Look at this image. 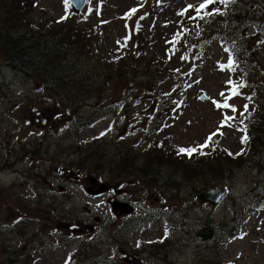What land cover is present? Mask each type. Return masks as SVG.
<instances>
[{"label":"rangeland","instance_id":"obj_1","mask_svg":"<svg viewBox=\"0 0 264 264\" xmlns=\"http://www.w3.org/2000/svg\"><path fill=\"white\" fill-rule=\"evenodd\" d=\"M202 2L87 0L83 12L75 15L65 0H28V4L35 6L30 21L51 20L70 30H95L88 43L98 48V59L115 60L120 48L131 53L141 49L148 58L163 63L171 74L151 92L140 88L139 83L112 85L108 96L103 95L113 99L112 102L92 104L102 111L88 108L91 114L97 112L96 123L75 128L34 80L17 79L0 63V84L6 83L0 100V264H14L11 255L3 252L18 250L17 255L25 257L18 264H121L120 254L126 252V233L121 232L126 225V214L114 216L110 203L120 200L126 204V178L110 171L112 158H107L104 170L92 169L93 159L77 168L79 147L88 142L97 141L109 150L116 141H126L127 146L134 143L139 147L137 155L153 157L154 169L161 168L162 173L176 177L177 182L193 186L194 162L190 164L188 160L193 155L208 157L212 140L218 149L231 153V157L241 152L246 154L251 144L247 139L242 143L246 137L243 116L255 106L256 95L250 81L242 84L233 72L228 73L224 68L228 62L224 46L244 44L250 56L248 66L260 75L264 84V25L260 31L253 27L237 29L215 18V26L220 28L212 37L195 40L192 31L179 38V19L194 13L196 5ZM132 9L137 11L129 16ZM247 9L257 10L255 6ZM205 21L202 19L201 23ZM131 88L135 91L124 99L123 94H128ZM233 89L239 95H232ZM165 95L170 97L166 105L175 110L163 118L165 127L161 131H151L153 108ZM224 103L236 111L222 107ZM107 108L110 110H103ZM206 142L207 147L198 148ZM153 147L156 149L151 150ZM179 148H198V151L189 156L178 154ZM254 149L256 146L252 145L248 154ZM257 150L253 169L239 170L228 184L215 187L227 192L217 208L203 205L195 198L205 189L196 193L192 189L195 196L190 195L192 201L188 203L179 201V205L186 207L185 216L180 221L182 224L176 225L180 229L171 240H159L164 235L163 216L154 215L145 220V235L140 237L137 232V242L138 239L146 244L158 241L155 246L173 243L176 251L167 260L162 250L143 245L148 248L146 264H264V207L238 209L241 200L253 189L264 194V144ZM96 179L95 188L91 181ZM109 182H113L118 193L91 196L86 192ZM128 189H134L133 185ZM233 197L238 203L230 205ZM106 199L109 202L105 203ZM164 200L152 192L146 205L149 210H156L165 204ZM167 202L170 207L171 202ZM207 217H210L209 226L205 225ZM64 225L77 230L76 234L84 233L85 237L78 240L69 230H64ZM208 229L213 235L205 231ZM198 232L210 233L211 237L203 240L197 237ZM115 235L120 239L113 240L116 247L110 251L105 244ZM80 241L94 242L95 247L76 258L74 253L79 252ZM131 242L135 243V238L127 244ZM152 254L160 255L162 262L153 261L156 258L150 257Z\"/></svg>","mask_w":264,"mask_h":264},{"label":"trees","instance_id":"obj_2","mask_svg":"<svg viewBox=\"0 0 264 264\" xmlns=\"http://www.w3.org/2000/svg\"><path fill=\"white\" fill-rule=\"evenodd\" d=\"M32 5L28 4V0H0L1 66L17 79L34 80L41 91L53 99L55 107L65 114L75 128H86L96 123L97 112L91 114L88 108L95 110V106L92 105L95 102L101 104L112 102L113 99L105 97L108 96L107 91L112 85L125 83L131 86L139 83L140 88L145 87L146 92H151L163 84L171 74L163 63L148 58L141 49L140 52L131 53L120 48L115 60L98 59V48L88 43L91 36L95 35V30L87 28L70 30L62 25H56L51 20L35 23V21L28 20L35 7ZM199 5H196L195 9ZM248 6H255L257 10L251 12L247 9ZM215 18L217 21L221 18L233 28L253 27L260 31L264 25V0H230L228 3L217 0L199 15L195 11L180 18L179 38L192 31L193 36L196 35L195 40L203 36L212 37L220 28L215 26ZM202 19L206 20L203 24ZM59 27L66 30L61 31ZM136 46L141 47L139 43ZM224 48L228 60L229 57L233 60L231 69L227 66L228 62L224 68L228 73L233 72L242 84L250 81L251 88L254 89L256 95L255 106L243 116L244 122H242L245 126L243 132L246 134L248 144L251 145L245 152L246 154L241 152L231 157L227 151L218 149L217 144H214L212 140L208 157L193 155L195 193L199 190L226 185L237 171L253 169L258 154L257 149L264 144V104L260 103L264 101L262 91L264 84L260 82V75L249 68L247 61L250 56L244 44L225 45ZM5 86V82L0 84V100L4 97ZM134 91V88H131L128 94L126 92L123 94V98L128 99ZM167 100H170L169 95L156 101L153 108L154 115L151 116L150 126H153L151 131H161L165 127L161 121L164 122L163 118L170 110L171 112L175 110L172 106L166 105ZM103 110H110V108ZM96 111L102 110L96 109ZM96 142L91 141L79 147L75 159L77 168L81 169L82 164L93 159L91 168L98 171L104 170L108 163L107 158H112L114 161L109 164L110 171H113L117 177L126 178V141H116L110 150L105 145ZM252 145H255L256 149L248 154ZM257 190V188L253 189L247 194L241 200L238 209L264 207V194L257 193ZM236 203L238 201L235 197L230 199V205ZM25 228L26 226L23 225L22 230ZM24 234L22 232L20 235ZM111 239L113 242L117 238L113 236ZM94 247V242L80 241L79 252L76 251L74 256L80 258L90 248V251H93ZM18 252L19 250L3 253L10 254L11 256H8L13 258V263L18 264L25 258L17 255Z\"/></svg>","mask_w":264,"mask_h":264},{"label":"flooded vegetation","instance_id":"obj_3","mask_svg":"<svg viewBox=\"0 0 264 264\" xmlns=\"http://www.w3.org/2000/svg\"><path fill=\"white\" fill-rule=\"evenodd\" d=\"M128 146H134V148L130 149V147ZM128 146L126 145V252L123 251V254H120V256L122 255V257H120L121 264H146L147 260L145 258L146 256L149 257L148 255H146L148 248L144 247L143 245L149 248L152 246L154 250H159V251L162 250L164 252L165 259L169 260L171 256L174 254V252H176L174 251L175 248L173 243L168 246H155L156 243H158V241H153L151 243L146 244V243H141L142 239H138L137 242L136 233L138 232L140 237H143L146 231V228L143 227L145 226V220L154 217V215H159L161 217L163 216L165 220L164 223L165 226L162 229L164 235L162 233L159 240H164L165 238L167 240H171V238H173L174 235L180 229L178 227L179 225L177 227L176 225L178 223H181L183 216H185L186 207L184 206V204L179 205V201L180 202L183 201L186 203L192 201V199H189V196L190 195H192V197L195 196L192 190L193 184L192 183L188 184L187 182H184L185 184L181 182H177L176 177L174 176L170 177L169 174L162 173L161 168L159 169L156 167L154 169V162L151 159L153 157L147 156L146 159L145 156L142 157L140 155H137L138 146L135 145L134 143L128 144ZM155 149H156L155 147L151 148V150H155ZM156 161H161V160L158 159ZM191 163L192 162H190V164ZM132 177L134 179H132ZM97 182L98 180L95 181L94 187L97 185ZM136 182H138V184ZM112 183L113 182L107 183L109 187L108 190L105 192L106 196H108V193L110 192H114V193L119 192L114 188ZM131 184L133 185L134 189H128V187L131 186ZM136 184L141 187H137ZM185 188L187 190H185ZM93 191H95V189ZM180 191L183 192L184 194L180 195ZM152 192L156 193L160 199L162 200L163 198L165 199L164 200L165 204H160L159 208L156 210L154 209L149 210L148 209L149 207L146 205L147 200L150 202V193ZM167 201L171 202L170 207ZM107 202H109V200L106 199L105 203ZM140 221H142V223ZM186 223L187 222L185 221L183 225H186ZM59 227L62 228V225H59ZM83 227L84 229L88 228L87 226H83ZM199 229H202L201 231H203V227H200ZM64 230L66 231L69 230L72 234L73 229H71L69 225L68 226L64 225ZM205 231L210 232L212 234L211 229ZM34 234L35 231L33 232V235ZM202 235H203L202 232H198L197 237H202ZM115 236L117 239H119V236L117 235ZM74 237L79 240L81 239V237H85V234L83 233L80 236H74ZM132 238H135V243L131 242V245L133 246L127 244L129 240ZM111 240L112 239L109 238L105 246L108 247L110 251H114L116 245H114L111 242ZM72 245L74 246L77 244H72ZM150 257H155L156 259L152 258V260L157 263L162 262V257L160 255L152 254L150 255Z\"/></svg>","mask_w":264,"mask_h":264},{"label":"water","instance_id":"obj_4","mask_svg":"<svg viewBox=\"0 0 264 264\" xmlns=\"http://www.w3.org/2000/svg\"><path fill=\"white\" fill-rule=\"evenodd\" d=\"M73 12L75 14H79L82 9L84 8L86 4V0H70L69 2ZM203 99H205V96H201ZM108 189V186L106 184L102 185L98 192H91V188L87 189V193L91 196H101L106 190ZM224 195L223 189L218 190H206L200 193L197 197L202 203H207L212 205L213 207L216 206L218 201L221 199V197ZM111 212L116 216H121L126 214V204L120 203V202H113L110 203ZM128 211V210H127ZM205 225H210V218L207 217L205 220ZM77 230H74L73 233H77ZM210 235H202L203 240L209 239Z\"/></svg>","mask_w":264,"mask_h":264},{"label":"snow or ice","instance_id":"obj_5","mask_svg":"<svg viewBox=\"0 0 264 264\" xmlns=\"http://www.w3.org/2000/svg\"><path fill=\"white\" fill-rule=\"evenodd\" d=\"M69 2H70V0H65V4L66 5ZM215 2H217V0H203V2L199 5V7L195 9V11L197 12V15H199L201 11H203L205 8H207L209 5H211V4L215 3ZM221 2L228 3V2H230V0H221ZM189 7L191 8L192 6L190 5ZM136 11H137L136 9H132L128 13V15L130 16V15L134 14ZM180 14L183 15V12L180 13ZM208 14H212V13H208ZM232 65H233V60L231 59V57H229L228 65L227 66L231 69L232 68ZM242 86L243 85H240V87H242ZM221 95L223 96L224 93H221ZM232 95H239V93L235 89H233ZM228 99H231V97H228ZM220 106L221 105H217V107H220ZM222 107H224V108H230L231 107V110L233 112L236 111V109L234 107L230 106L228 103H224L222 105ZM245 111H247V105H245ZM225 119L228 120V119H231V118L226 117ZM223 126H224V123L222 122L221 127H223ZM211 139H212V137L209 136L208 137V141H211ZM246 139H247V137H244L242 139V143L245 142ZM204 147H207V142L204 145L198 146L199 149H203ZM198 148H187V149H185V148H179L178 149V154H187V155L191 156L193 153H195V152L198 151ZM200 154L203 155L204 153L202 151H200ZM229 155H231V153H229Z\"/></svg>","mask_w":264,"mask_h":264}]
</instances>
